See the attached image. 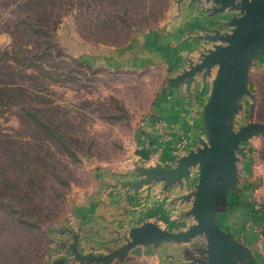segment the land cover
Listing matches in <instances>:
<instances>
[{
  "label": "rangeland",
  "instance_id": "1",
  "mask_svg": "<svg viewBox=\"0 0 264 264\" xmlns=\"http://www.w3.org/2000/svg\"><path fill=\"white\" fill-rule=\"evenodd\" d=\"M175 8L176 0H0V264H102L73 254V199L102 169L142 178L135 134L165 76L160 67L117 69L107 59L160 28ZM194 15L197 33L206 35L231 32L225 22L240 12L215 14L212 7ZM249 88L237 130L264 123V55L252 63ZM187 149L182 136L175 151ZM244 150L228 228L254 236L253 255L264 264V135ZM197 183L192 168V179L181 185L193 184L194 191ZM129 238L117 235L118 249ZM182 242L190 264H200L192 257L207 259L205 235ZM111 264L152 260L128 253Z\"/></svg>",
  "mask_w": 264,
  "mask_h": 264
},
{
  "label": "crops",
  "instance_id": "2",
  "mask_svg": "<svg viewBox=\"0 0 264 264\" xmlns=\"http://www.w3.org/2000/svg\"><path fill=\"white\" fill-rule=\"evenodd\" d=\"M212 5L206 0L202 4L176 0L172 18L160 28L114 50V58L107 59L117 69L160 67L165 73L147 116L135 134L134 157L138 168L175 167L183 155L198 149L202 141L208 140L203 112L212 91L214 76L207 80L201 76L199 80L197 75L192 94H189L185 83L174 88L170 86L169 79L188 69L191 60L199 62L203 53L212 48L207 40L198 38L201 34L197 33L198 25L194 23L196 11L203 16ZM182 136L189 140V151L187 149V152L177 155L176 144ZM140 179L133 173L125 177L102 169L93 174L90 184L73 199L70 229L75 236L73 244L81 254H109L118 249L115 242L117 235L125 237L133 227L146 222H155L174 231L176 229L173 228L177 227L187 230L196 222L193 216L187 215L193 200L183 199L193 190V184L168 186L166 181L159 180L140 189L128 185ZM232 192L228 194L227 206L218 212L217 221L224 231L233 233L254 253V236L243 231L240 236L237 231L228 228L234 221ZM188 248L186 242L171 241L159 246L138 245L130 250L129 255L152 260V264H190L186 257Z\"/></svg>",
  "mask_w": 264,
  "mask_h": 264
},
{
  "label": "water",
  "instance_id": "3",
  "mask_svg": "<svg viewBox=\"0 0 264 264\" xmlns=\"http://www.w3.org/2000/svg\"><path fill=\"white\" fill-rule=\"evenodd\" d=\"M183 1V0H180ZM202 4L204 0H191ZM213 3V12L239 11L225 25L233 27L231 32L215 29L213 33L198 36L199 39L214 41V48L203 53L199 62L190 61L188 69L170 78L169 84L178 88L185 83L189 94L198 74L206 80L216 71L212 91L204 106L203 121L208 140L201 146L183 155L175 167H139L142 178L128 185L140 189L146 184L164 180L168 186L184 184L192 179V168L198 169L196 190L183 196L193 199L187 212L195 223L187 230L175 232L162 228L155 222H146L130 230V238L119 249L103 255H83L73 244L75 256L81 261H97L111 264L123 260L130 250L138 245L159 246L164 242L188 241L198 235H205L207 246L204 260L192 257V263L200 264H258L252 250L237 240L231 232L224 231L218 221V212L228 203L230 191H237L239 178L238 162L243 143L258 135H264V123L251 122L240 129L235 121L242 108V100L252 95L249 88L250 69L253 61L264 55V0H206ZM54 264H66L65 260Z\"/></svg>",
  "mask_w": 264,
  "mask_h": 264
},
{
  "label": "built area",
  "instance_id": "4",
  "mask_svg": "<svg viewBox=\"0 0 264 264\" xmlns=\"http://www.w3.org/2000/svg\"><path fill=\"white\" fill-rule=\"evenodd\" d=\"M242 151H245V150H244V143H243V145H242V147H241V152H240L239 155H241Z\"/></svg>",
  "mask_w": 264,
  "mask_h": 264
}]
</instances>
